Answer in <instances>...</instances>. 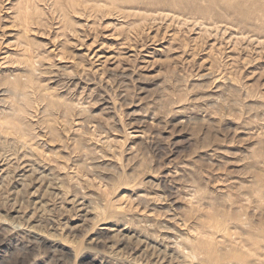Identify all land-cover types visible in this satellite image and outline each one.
Here are the masks:
<instances>
[{
  "label": "rangeland",
  "instance_id": "rangeland-1",
  "mask_svg": "<svg viewBox=\"0 0 264 264\" xmlns=\"http://www.w3.org/2000/svg\"><path fill=\"white\" fill-rule=\"evenodd\" d=\"M123 1L0 0V264H264V0Z\"/></svg>",
  "mask_w": 264,
  "mask_h": 264
},
{
  "label": "bare ground",
  "instance_id": "bare-ground-1",
  "mask_svg": "<svg viewBox=\"0 0 264 264\" xmlns=\"http://www.w3.org/2000/svg\"><path fill=\"white\" fill-rule=\"evenodd\" d=\"M131 0H124L123 2L124 3H129ZM162 2H164L166 5L168 4L169 5V7H175V6H178V5H180V4H183V3H185V2H193V3H196L197 1H202V2H209V1H211V0H161ZM252 1H254V0H251V2ZM259 1V0H258ZM229 2V0H227V3ZM261 3V2H260ZM183 6V5H182ZM263 17V16H262ZM27 32V31H26ZM29 62V61H28ZM24 64V63H23ZM26 66H28L27 64H26ZM27 68V67H26ZM29 73V72H28ZM221 227V226H220ZM199 231V230H198ZM202 231H200V232H198V233H201ZM204 232H202L201 234H203ZM206 233V232H205ZM206 234H208V232L206 233ZM218 234V233H217ZM204 235V234H203ZM205 236V235H204ZM206 237V236H205ZM207 237H209V235L207 236ZM210 237H211V235H210ZM212 238H213V236H212ZM208 239V238H207ZM56 240V239H55ZM191 241V240H190ZM249 242V241H248ZM241 243V242H240ZM239 243V244H240ZM252 244V243H251ZM193 245V244H192ZM201 245V244H200ZM208 245H209V243H208ZM211 245V244H210ZM212 245H214V244H212ZM236 245H238V244H236ZM204 246H206V248H207V245H204ZM216 246V245H215ZM202 247V246H201ZM198 248H200V247H198ZM178 250V249H177ZM208 250V249H207ZM212 251H214V250H212ZM209 252V251H208ZM214 254V253H213ZM212 254V255H213ZM215 255V254H214ZM213 255V256H214ZM209 256V255H208ZM212 256V257H213ZM210 258H211V256H209ZM215 257V256H214ZM187 259V258H186ZM217 259V258H216ZM209 261V260H208ZM161 262V261H160ZM219 262V261H218ZM214 263H215V261H214ZM243 263V262H242Z\"/></svg>",
  "mask_w": 264,
  "mask_h": 264
}]
</instances>
